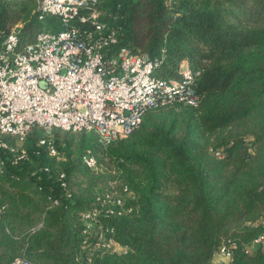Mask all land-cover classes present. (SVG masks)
<instances>
[{"label": "trees", "instance_id": "trees-1", "mask_svg": "<svg viewBox=\"0 0 264 264\" xmlns=\"http://www.w3.org/2000/svg\"><path fill=\"white\" fill-rule=\"evenodd\" d=\"M98 1L116 31L112 52L147 54L164 79L179 77L187 60L200 70V101L151 109L108 145L93 132L55 129L62 158L30 131L29 158L13 163L9 154L0 171V264H211L224 242L235 244L227 264H264V248L245 250L264 234V0ZM16 25L28 41L60 18L40 20L34 0H0V48ZM124 185L135 209L110 223L129 250L88 261L81 214Z\"/></svg>", "mask_w": 264, "mask_h": 264}, {"label": "built area", "instance_id": "built-area-1", "mask_svg": "<svg viewBox=\"0 0 264 264\" xmlns=\"http://www.w3.org/2000/svg\"><path fill=\"white\" fill-rule=\"evenodd\" d=\"M39 19L60 18L58 29L43 28L28 41L14 26L0 48V171L12 155L13 163L28 159L24 146L33 129L41 131L39 144L51 156L60 152L53 131L93 132L103 145L127 137L151 109L197 105L200 95L194 83L200 70L187 60L180 62L179 77L154 74L157 61L128 46L112 52L116 31L101 20L98 0H34ZM216 155H221L220 151ZM89 167L96 159L83 157ZM49 168L47 167L46 170ZM59 179L66 186L65 173ZM136 193L127 185L96 196L95 204L81 214L83 248L88 261L105 253H127L110 223L114 216L134 211ZM234 243L224 242L216 252L231 258ZM264 248V234L246 245L251 253ZM13 264L36 263L17 257Z\"/></svg>", "mask_w": 264, "mask_h": 264}, {"label": "crops", "instance_id": "crops-1", "mask_svg": "<svg viewBox=\"0 0 264 264\" xmlns=\"http://www.w3.org/2000/svg\"><path fill=\"white\" fill-rule=\"evenodd\" d=\"M229 260L230 259L225 257V256L215 254V256L212 259L211 264H227L229 262Z\"/></svg>", "mask_w": 264, "mask_h": 264}, {"label": "rangeland", "instance_id": "rangeland-1", "mask_svg": "<svg viewBox=\"0 0 264 264\" xmlns=\"http://www.w3.org/2000/svg\"><path fill=\"white\" fill-rule=\"evenodd\" d=\"M37 131V130H36ZM38 132V136L39 135H41V131L39 132V131H37ZM78 140H79V138L78 137H75V139H74V142H73V147H72V149L74 150V154L75 155H73V159H76V157H77V153H78V146H79V143H78ZM26 141V140H25ZM24 146H25V142H24ZM58 158H62L63 156L61 155V153L57 156ZM80 157V156H79Z\"/></svg>", "mask_w": 264, "mask_h": 264}]
</instances>
